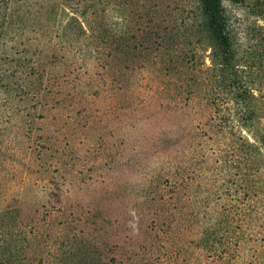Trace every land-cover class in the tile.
<instances>
[{
  "label": "rangeland",
  "instance_id": "rangeland-1",
  "mask_svg": "<svg viewBox=\"0 0 264 264\" xmlns=\"http://www.w3.org/2000/svg\"><path fill=\"white\" fill-rule=\"evenodd\" d=\"M88 2L8 3L0 264H264L239 225L264 216V167L219 99L237 77L264 113V0H223L226 73L199 0Z\"/></svg>",
  "mask_w": 264,
  "mask_h": 264
},
{
  "label": "trees",
  "instance_id": "trees-1",
  "mask_svg": "<svg viewBox=\"0 0 264 264\" xmlns=\"http://www.w3.org/2000/svg\"><path fill=\"white\" fill-rule=\"evenodd\" d=\"M10 1L12 0H0V39L1 30L13 22L12 13L7 12ZM89 1L90 6L96 7L95 0ZM232 1L242 2L244 0ZM199 9L206 18L207 29L214 45L210 54L212 62L215 67L219 66V69L226 73L228 67L235 66V50L231 24L223 0H199ZM224 80V78L221 79V83ZM228 85L231 87L230 92L219 96L221 101L229 105L228 110L225 111L224 127L231 135V141L240 140L241 152L246 154L247 164L254 163L257 170L264 167V113L252 102L255 96L254 91L239 83L237 77H234ZM235 135L238 136L235 137ZM255 154L258 156L257 160ZM245 181H247L245 185L247 189H255L253 178H250L248 174H246ZM252 206H254V201L251 200L246 207L251 208ZM259 212L258 210L256 213ZM240 219V226L249 224L251 229L256 227V230L251 231L252 235L257 241L264 242V216L249 215ZM262 245L260 251L264 258V244ZM9 255H11L10 250H7L5 257Z\"/></svg>",
  "mask_w": 264,
  "mask_h": 264
}]
</instances>
